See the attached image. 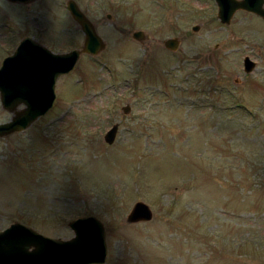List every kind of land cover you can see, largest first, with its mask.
<instances>
[{"label":"rangeland","instance_id":"rangeland-1","mask_svg":"<svg viewBox=\"0 0 264 264\" xmlns=\"http://www.w3.org/2000/svg\"><path fill=\"white\" fill-rule=\"evenodd\" d=\"M67 1L0 0V66L24 37L80 48ZM72 1L105 48L58 79L45 116L0 138V231L69 240L68 224L93 216L103 264H264V20L240 13L226 27L213 0ZM173 37L175 52L163 47ZM139 201L152 220L127 224Z\"/></svg>","mask_w":264,"mask_h":264},{"label":"water","instance_id":"water-1","mask_svg":"<svg viewBox=\"0 0 264 264\" xmlns=\"http://www.w3.org/2000/svg\"><path fill=\"white\" fill-rule=\"evenodd\" d=\"M7 1L26 5L35 0ZM214 1L218 20L227 26L234 13L239 10L253 13L264 20V0ZM66 10L84 35L80 48L54 54L32 38L25 37L12 55L3 60L0 66V105L11 115V119L0 124V138L21 133L44 116L53 107L57 79L69 74L81 55L95 56L104 50L103 39L76 3L68 0ZM106 18L113 20L109 14ZM198 30L199 26L191 28L192 32ZM131 38L143 43L149 36L143 31H134ZM179 46L180 40L176 37L163 42V47L171 52L177 51ZM243 65L245 74H249L256 67L248 57L244 58ZM19 107L22 109L18 110ZM121 111L128 115L131 111L130 105L126 104ZM117 130V125H114L106 132L104 141L107 145L113 144ZM152 218L150 208L139 201L126 216V223H146ZM68 227L73 232V238L61 240L42 236L21 224H11L0 231V264H103L107 249L102 223L90 216L73 220Z\"/></svg>","mask_w":264,"mask_h":264},{"label":"flooded vegetation","instance_id":"flooded-vegetation-1","mask_svg":"<svg viewBox=\"0 0 264 264\" xmlns=\"http://www.w3.org/2000/svg\"><path fill=\"white\" fill-rule=\"evenodd\" d=\"M214 1V0H213ZM214 4H215V7H216V14H217V6H216V3H215V1H214ZM17 5H20V6H27V5H21V4H17ZM263 7H264V4H263ZM240 13H246V14H248V15H251L252 17H255V18H257V19H259V20H262L260 17H258L257 15H255V14H253V13H250V12H247V11H244V10H239V11H237V12H235L234 13V15L232 16V18H231V21H232V19L234 18V16H236L235 14H240ZM216 18H217V15H216ZM218 19V18H217ZM219 21V20H218ZM231 21H230V23H231ZM220 22V21H219ZM221 23V22H220ZM230 23H229V25L227 26V25H225V24H223V25H225L226 27H229L230 26ZM222 24V23H221ZM80 28V27H79ZM81 30V29H80ZM82 32V31H81ZM83 34V33H82ZM84 36V35H83ZM59 78H61V77H59ZM58 78V79H59ZM58 79H57V81H58ZM57 81H56V84H57ZM55 87H56V85H55ZM55 92H56V88H55Z\"/></svg>","mask_w":264,"mask_h":264}]
</instances>
